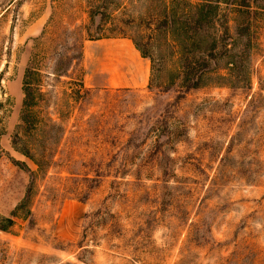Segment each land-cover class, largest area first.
I'll use <instances>...</instances> for the list:
<instances>
[{
	"label": "rangeland",
	"instance_id": "rangeland-1",
	"mask_svg": "<svg viewBox=\"0 0 264 264\" xmlns=\"http://www.w3.org/2000/svg\"><path fill=\"white\" fill-rule=\"evenodd\" d=\"M104 1L0 0V264H264V10L250 89L188 90L159 0Z\"/></svg>",
	"mask_w": 264,
	"mask_h": 264
},
{
	"label": "trees",
	"instance_id": "trees-1",
	"mask_svg": "<svg viewBox=\"0 0 264 264\" xmlns=\"http://www.w3.org/2000/svg\"><path fill=\"white\" fill-rule=\"evenodd\" d=\"M104 2L107 7V0ZM159 3L164 34L171 37L178 53L184 57L186 89L198 88L206 76L220 71L225 72L220 78H225L230 88L250 89V59L254 46L250 18L255 9L264 10V0H159ZM27 81L28 75H25L21 124L16 127L11 144L39 169H45L46 142L38 125L30 120L36 96ZM28 202L29 197H26L18 210ZM4 220L12 224L10 219Z\"/></svg>",
	"mask_w": 264,
	"mask_h": 264
}]
</instances>
